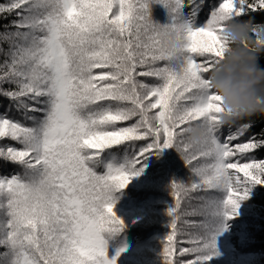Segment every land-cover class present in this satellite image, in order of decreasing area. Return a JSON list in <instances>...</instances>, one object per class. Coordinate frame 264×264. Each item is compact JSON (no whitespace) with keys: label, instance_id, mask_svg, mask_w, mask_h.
<instances>
[{"label":"snow or ice","instance_id":"obj_1","mask_svg":"<svg viewBox=\"0 0 264 264\" xmlns=\"http://www.w3.org/2000/svg\"><path fill=\"white\" fill-rule=\"evenodd\" d=\"M256 14L264 0H0V264H115L113 193L168 148L189 175L169 186L163 264H209L264 185V128L223 123L210 86L228 23L251 21L264 45Z\"/></svg>","mask_w":264,"mask_h":264},{"label":"trees","instance_id":"obj_2","mask_svg":"<svg viewBox=\"0 0 264 264\" xmlns=\"http://www.w3.org/2000/svg\"><path fill=\"white\" fill-rule=\"evenodd\" d=\"M149 7L154 23H169L163 4L152 2ZM255 18L264 20L260 14ZM257 64L264 68V53ZM246 119L255 123L254 132L264 128V116L257 114ZM256 155L264 157V152ZM143 163L146 165L143 173L134 177L125 189L113 193L114 212L122 222L121 230L103 235L108 258H115V264H163L161 242L169 231L167 211L173 203L169 186L189 175L174 148L150 155ZM226 224L227 228L216 236L217 254L209 264H264V185L252 188L249 198L241 202L239 214ZM119 249L124 251L117 255Z\"/></svg>","mask_w":264,"mask_h":264},{"label":"clouds","instance_id":"obj_3","mask_svg":"<svg viewBox=\"0 0 264 264\" xmlns=\"http://www.w3.org/2000/svg\"><path fill=\"white\" fill-rule=\"evenodd\" d=\"M252 31L251 21H236L228 23L222 32L230 47L212 73L210 86L223 98V123L257 114L264 116V68L257 64L264 53V45L253 41ZM258 35L264 41V27ZM201 137L202 131L198 127H193L187 134V140L192 144Z\"/></svg>","mask_w":264,"mask_h":264}]
</instances>
